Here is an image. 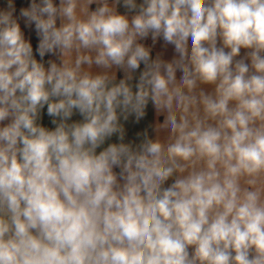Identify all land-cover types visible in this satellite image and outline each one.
I'll list each match as a JSON object with an SVG mask.
<instances>
[{
    "label": "clouds",
    "instance_id": "9594fccd",
    "mask_svg": "<svg viewBox=\"0 0 264 264\" xmlns=\"http://www.w3.org/2000/svg\"><path fill=\"white\" fill-rule=\"evenodd\" d=\"M0 264H264V0H0Z\"/></svg>",
    "mask_w": 264,
    "mask_h": 264
}]
</instances>
